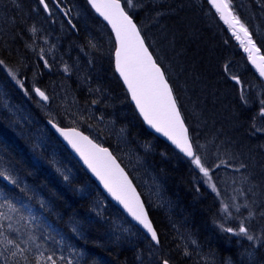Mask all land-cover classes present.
I'll return each instance as SVG.
<instances>
[{
    "label": "trees",
    "instance_id": "1",
    "mask_svg": "<svg viewBox=\"0 0 264 264\" xmlns=\"http://www.w3.org/2000/svg\"><path fill=\"white\" fill-rule=\"evenodd\" d=\"M133 3L135 8L126 10L141 28L154 57L165 69L190 136L204 147L203 152L199 148L198 154L211 160L213 157L215 160L216 155L227 159L231 156L228 161L234 163V169L239 168L241 163L246 165L239 171L231 166L223 171L228 172L227 181L234 187L239 199L250 198L264 213V132L258 130L264 129V117L259 115L261 106L258 103L264 98L253 99V86L264 87L260 77L207 0H133ZM60 5L75 25L70 28L65 18L59 15L67 31L62 32L64 34L61 33L57 41L62 40L68 52L73 53L69 56L74 59L70 60L72 58L66 54L61 56L67 59L73 76H78L67 77L69 82L65 80V83L80 91L83 111L81 114L74 111L73 115L78 117L73 121L59 118L57 123L90 136L87 126L95 127L99 143L109 148L127 171L118 156L120 144L114 140L119 137L133 144L131 152L144 161L157 182L159 188L155 189L159 192L153 193L162 196V204L156 203L153 195H145L137 185L160 243L158 247L154 246L126 220L52 134L46 124L49 118L38 107V100L29 90L30 86H26L28 98L23 93L24 89L22 91L8 80L7 70L20 72L25 83L35 77V84L44 92H49L53 81L51 76L58 80L60 76L66 77L61 74L62 70L61 73L47 70V58L42 59L34 50H29L32 30L53 24L39 0H0V61H3L0 64V161L19 178L21 187L27 186L28 192L25 194L12 185H7L5 190L11 193L9 198H22L30 205L33 214L42 217L51 226L49 232L55 240L62 241L46 240L42 235L44 228L33 229L39 237L37 243H43L49 250L45 255L55 252L54 258L58 261L63 256L65 261H59V264H66L67 259H73V264L77 260L79 264H162L163 259L171 264H209L221 263L228 256L232 264H264V255L259 254L258 257L256 254L257 258L249 260L243 254L242 244L219 226L217 199L200 184L202 177L198 169L145 129L115 74L112 37L86 0H61ZM243 5L246 14H258L248 2ZM257 9L264 10L257 8L256 3ZM70 11L77 15L73 12L72 15ZM240 14L242 21L253 30L250 20ZM99 34H102L103 40L97 39ZM74 60L80 68L75 69ZM23 64L27 66L23 68ZM71 64L75 70L70 69ZM226 66L228 71H225ZM239 67L244 71H239ZM230 68L233 73L229 72ZM232 75L241 79L244 89L252 87V90L249 89V100L253 99L254 104L242 105L241 85L231 80ZM70 78L76 83L73 84ZM31 83L34 84L33 81ZM93 100L98 102L93 104ZM4 102L10 110L4 107ZM63 108L69 109V105ZM230 108L232 112L228 111ZM112 123L117 130L110 137L107 133L111 130L106 129L114 127ZM219 143L222 145L219 146ZM232 148L234 150L229 155ZM58 168L60 171H57ZM61 173L68 175L69 179L65 180ZM6 184L0 179V186ZM40 201L45 204L44 208L40 207ZM16 202L13 199V203ZM248 203L250 205L251 202ZM0 211L8 212V209L0 208ZM11 215L16 218L15 213ZM255 219L262 223L261 219ZM25 223L20 221V226ZM74 228L77 231H73ZM9 235L15 238L16 234ZM26 255L29 260L33 259L35 249Z\"/></svg>",
    "mask_w": 264,
    "mask_h": 264
},
{
    "label": "snow or ice",
    "instance_id": "2",
    "mask_svg": "<svg viewBox=\"0 0 264 264\" xmlns=\"http://www.w3.org/2000/svg\"><path fill=\"white\" fill-rule=\"evenodd\" d=\"M87 2L99 16L111 25L112 31L115 33V68L144 122L155 129L157 133L167 137L184 156L189 158L191 164L198 169L205 178V182L209 183L212 191L215 192L216 186L211 184L212 176L210 174L213 169L198 154L200 145L189 134V129L182 118L177 98L173 94V87L166 76L165 69L150 51L146 36L142 35L141 28L137 26L133 16L126 10L136 6L133 0H124L123 4L121 0H87ZM208 2L232 30L233 36L248 54V60L258 70L259 76L264 78V54H261V49L256 46L248 27L233 13L230 0H208ZM39 4L44 11H50L46 0H39ZM41 58L43 59V57ZM0 64H3V61H0ZM45 66H48L47 61H45ZM65 71H68L67 67H65ZM225 71H228L227 66ZM9 74L15 79L14 73L10 72ZM230 78L236 85H241L240 100L242 104L247 105L249 101L241 79L235 75ZM17 83L23 87L20 81ZM33 91L43 101L49 100V96L40 88H34ZM97 102L96 100L92 101L93 104ZM260 105L259 115L264 117V99L260 100ZM49 123L80 156L106 192L150 236L151 241L159 244L157 230L149 218L144 203L133 187L127 173L120 167L108 148L94 143L92 139L75 128L65 129L51 120ZM258 130L264 131V129ZM225 163L226 161L221 160L216 167ZM245 167L246 165L243 163L239 165V168ZM57 171L60 169L58 168ZM61 174L64 175L65 180L69 179L68 175ZM0 179L7 182L6 185L0 186V208L8 209V212L0 211V261H3V264H22V261L24 264H59V261H65L63 256L59 257V261L55 259V252L45 255V252L49 250L45 248L43 243H37L39 237L34 234L33 229L40 228H44L42 233L44 239L53 240L56 243H62V241L55 240V237L49 232L51 226L47 225L42 217L34 215L30 205L25 203L22 198H9L11 193L5 190L7 185L19 188L25 194H27L28 189L27 186L21 187L19 178L13 175L10 169L5 168L2 161H0ZM13 199H16L17 202L13 203ZM40 207H45L43 201H40ZM228 208V205L224 206L226 216L230 215ZM236 208L239 211V207L236 206ZM25 212L28 213L27 216L24 215ZM11 213L16 214L15 219ZM97 214L99 215V213ZM251 215L252 213L249 212V216ZM4 221H8V223L5 224ZM20 221L26 223L20 226ZM221 228L225 232L243 235L248 241H259L264 246V239L251 234L244 224L239 226L238 231L224 225H221ZM73 231H77V229L74 228ZM9 233H15V238H12ZM22 245L24 246L22 247ZM33 249H35L36 255L29 260L26 254L32 252ZM66 264H73V259H67ZM76 264H79L78 260ZM162 264H170V262L163 259Z\"/></svg>",
    "mask_w": 264,
    "mask_h": 264
},
{
    "label": "rangeland",
    "instance_id": "3",
    "mask_svg": "<svg viewBox=\"0 0 264 264\" xmlns=\"http://www.w3.org/2000/svg\"><path fill=\"white\" fill-rule=\"evenodd\" d=\"M245 1L246 0H230L231 8H235V10H236L235 15L237 17H239L241 19V21H242L243 16L240 13L245 15L244 12L241 10L242 7H245V6H243V3ZM256 1H258V0H256ZM257 8H263L264 9V0H259L257 2ZM49 10H50L49 13L52 14L53 24L52 25L50 24L49 26H46V27H43L40 29L32 30V34H33V36L31 37L32 46L31 45L29 46V50L31 48L32 50H34L37 53V55H39L40 57H43V59L47 58L48 66L47 67L45 66L47 70H50L51 72H55V73L56 72L61 73V70H62L63 72L61 74H64L66 78H63L62 76H60L61 79L58 80L57 77L51 76L53 78L52 79L53 81H51L50 85H52V86H51L49 92L45 91L46 95L49 96L48 104H45V103L42 104V102L40 100H38L37 103H39L38 107L43 112L46 113L47 117L49 116L48 117L49 119L56 121V122L58 121L59 118H61L63 121H66V120L73 121L76 117H78V115H76V116L73 115L74 111L76 112V114H81L83 111L82 110L83 107L81 106L82 101L80 99H78L80 97L79 96L80 91L79 92H77L75 90L73 91V89L70 86H67L65 83V80L69 82V78L67 79V77L73 76L74 74H72V72L69 69H68V71H65V67L68 68L69 65H68V62L66 61L67 59L62 57L61 54H66L69 56V54H73V53L68 52V48L66 45H63L62 40L57 41L60 34L64 31H67V28L63 27V25L61 23V19L58 17H60V16L64 17V16H66V14H65V12H59L58 13L53 7H49ZM251 14L252 15H250V14L245 15L250 20L249 22H251L252 27H253V30L249 28L250 29L249 31L252 32V34L256 35L257 39L261 43V48L264 49V14H261V16L256 14V13H251ZM45 24H42V25H45ZM47 24H49V23L47 22ZM244 24L246 25V23H244ZM246 27H248V26L246 25ZM34 28H36V27H34ZM62 34H64V33H62ZM17 36H19V35H17ZM91 36H92V34H91ZM111 37H112V35H111ZM91 38H93V36ZM97 39L103 40L102 34L97 35ZM112 40H113V38H112ZM25 44H26V42H25ZM83 46L85 47V45H83ZM58 54H60V55L58 56ZM69 57L72 58L73 56H69ZM73 59L74 58H72L70 60H73ZM246 59L248 61V58H246ZM25 66H27V64L26 65L23 64V68ZM74 66H75V69L77 67L80 68V64L76 60H74ZM71 68H72V70L74 69L73 64H71L70 69ZM36 69H37V66H35V70ZM23 70H25V69H23ZM238 70L244 71V69L242 67H239ZM233 71L234 70H232L230 68L229 72L233 73ZM10 72L15 74V79H13L12 75L9 74ZM6 74H7L8 80H11L14 84L18 85L20 87V89H22V91L24 89L23 93L26 95V97H28V94H26L28 92L26 89L27 85L30 86L29 90H31V92L34 94L33 89L37 87V85L35 84V81H36L35 77L32 79V81L34 82V84H32L31 83L32 81L25 83L20 72L15 73V71L7 70ZM73 77H75V76H73ZM77 77H75V78H77ZM70 80L72 81V78H70ZM17 81H20L23 84V87H21L20 84L17 83ZM72 82H73V84L76 83L75 81H72ZM249 88L252 90V87H249ZM253 89L256 92V93L253 92V99L254 100L258 101V98H260V96H262L264 98V87L256 85L255 87L253 86ZM68 90L69 91L71 90L70 93ZM251 90L248 89V90L244 91L248 97V101H249L248 104L249 105L254 104V103H252L253 99L249 100V94L251 93ZM74 92H75V94H74ZM71 95H72V97H70ZM75 95H77V96L75 97ZM87 95H90V94L87 93ZM80 98L82 99V97H80ZM64 100H65V102H64ZM54 102L56 104H53ZM69 102H73V104H70ZM258 103L260 104V102H258ZM3 105H4V107L8 108V110H10V108L8 107L6 102H4ZM68 105H69V109L63 108V107L68 106ZM71 108H72V110H71ZM258 108H259V105H258ZM60 112H61V114H60ZM68 121H66V122H68ZM112 125L114 127H112V128L110 127L108 129H106L107 131L111 130L110 133H107L108 134L107 136H110V137L112 135H114V131L117 130L115 128L114 123H112ZM87 128L89 130V133L91 134V137L95 141L100 142V140L98 139L99 135L97 133L96 128L93 126H87ZM99 138H101V137H99ZM117 139L118 140L115 139L114 141H118V143L120 144L118 156L124 162L128 171L132 174L133 179L136 182V184L141 188L142 192L145 195H149V194L153 195V197H154L153 199L155 200V202L162 204V202H161L162 196L161 195L159 196L158 193H156V195H155V193H153V191L159 192V190L155 189L156 187H158V185H157V182L155 181V179L149 173V171H148L149 168L147 169V167H145L144 161L141 158L137 157L134 152H131L133 144L131 142H127L123 138L117 137ZM200 150L202 152L204 151V147L202 145L200 146ZM127 152H129V154H127ZM204 155H207V154H204ZM221 158H223V159H221ZM205 160H206V164L213 169L212 172L210 173L212 176L211 184H215L216 191L215 192L212 191L210 184L205 182V178H203L202 174H200L198 171V173L202 177L200 179V184L205 189H207V190L209 189L212 192V194H214L215 198L217 199L218 207L220 209V225L219 226L221 227V224H222L225 227H231L234 230L238 231L239 226L241 224H244L249 229L251 234H253L256 237H261L262 239H264V224L259 223L258 220L254 221V218L256 216H258V214L260 216H262V218L264 220V215H261L263 213V211H261L259 208H258V210H256L254 208V210H256V212L254 211L255 212L254 213L252 210L253 202L250 200V198H246L248 201L251 202L250 205H249L247 200L244 201V199L243 200L239 199L238 195L235 193L234 187L227 181V178H229L228 172L223 171L227 166H234V163L228 162L229 159H227L226 157L225 158L221 157L219 155L215 156V160H214V157L212 160L210 158L205 159ZM221 160L226 161V163L221 165L220 167H216V165L220 164ZM152 186L154 188H152ZM244 202L250 207L251 210H249L248 206L245 207L246 204H244ZM225 205L229 206V208H228V211L230 212L229 216L225 215V211H224ZM236 206L239 207V211H237ZM251 211H252L253 215L249 216V212H251ZM254 215H256V216L253 217ZM249 221H251V222H249ZM253 222H254V224L256 223L254 229H253L254 225H252ZM248 223H251V224H248ZM257 224L259 225L258 228H256ZM230 234L233 237H235L237 242H240L242 244L243 248L245 247L244 248L245 250H243V254L246 257H248V259H250V257L253 258L256 254L258 255V257H259V254L264 255V246H262L261 242H259V241H248L245 236L236 235L235 232L230 233ZM247 245H248V247H247ZM241 255H242V253H241ZM257 255H256V258H257ZM230 257H232V256L230 255ZM209 264H232V263L229 260V256H228V258L221 261V263L218 262V263H209Z\"/></svg>",
    "mask_w": 264,
    "mask_h": 264
},
{
    "label": "water",
    "instance_id": "4",
    "mask_svg": "<svg viewBox=\"0 0 264 264\" xmlns=\"http://www.w3.org/2000/svg\"><path fill=\"white\" fill-rule=\"evenodd\" d=\"M90 6V5H89ZM90 8H91V6H90ZM92 9V8H91ZM93 11H94V13L99 17V19L102 21V22H104L109 28H110V30H111V32H112V34H113V36H114V39H115V33L112 31V28H111V25H109L108 23H107V21H105L104 19H103V17H101V16H99V14L98 13H96L95 12V10L94 9H92ZM231 34H232V31H231ZM233 35V34H232ZM238 43H240L239 41H237ZM244 53H246L245 51H244ZM247 54V53H246ZM250 64H251V62H250ZM114 66H115V55H114ZM251 66L253 67V68H255V66L254 65H252L251 64ZM255 70L258 72V70L255 68ZM115 72H116V74H117V76L119 77V79H120V81L122 82V84H123V86H124V88L126 89V91H127V87H126V85L123 83V80H122V78H120V76H119V73L116 71V68H115ZM264 79V78H263ZM128 93V92H127ZM129 94V93H128ZM38 96V95H37ZM39 97V96H38ZM129 97H130V94H129ZM40 98V97H39ZM41 99V98H40ZM42 100V99H41ZM44 103L46 102V101H43ZM130 102H131V104L134 106V108H135V110H136V112L138 113V115H139V117H140V119L142 120V122L144 123V125H145V127H146V129L151 133V134H153L154 136H156V137H158L159 139H161L162 141H164L165 143H167L170 147H172L176 152H178L180 155H182L185 159H187V160H189V158H187L186 156H184V154L183 153H181L172 143H171V141H169L168 139H167V137H165V136H163L162 134H160V133H157L156 131H155V129H153V128H151L149 125H147L145 122H144V120H143V117L142 116H140V114H139V112H138V110L136 109V107H135V104H134V102L131 100V97H130ZM50 121V120H49ZM49 121H47V124H48V126H49V128L52 130V132L57 136V138L66 146V147H68L70 150H71V152H72V154H73V156L78 160V162L80 163V165L86 170V172L90 175V177L95 181V183L97 184V186L104 192V194L106 195V197L116 206V207H118L122 212H123V214L136 226V227H138L150 240H151V238H150V236L135 222V221H133L132 220V218L127 214V212L126 211H124V209L122 208V206L118 203V202H116L107 192H106V190L103 188V185L99 182V180L91 173V171L87 168V166L84 164V162H83V160L80 158V156L71 148V146L70 145H68V143H67V141H65L64 140V138L62 137V136H60V134L56 131V129L55 128H53V126H52V124H50L49 123ZM54 123V122H53ZM56 124V123H55ZM186 125V124H185ZM60 127V126H59ZM81 132V131H80ZM84 134V133H83ZM85 135V134H84ZM87 136V135H86ZM91 139V138H90ZM94 143H96L95 141H93ZM109 150V149H108ZM110 151V150H109ZM111 152V151H110ZM112 153V152H111ZM114 156V155H113ZM117 160V159H116ZM117 163L120 165V167L121 168H123L122 166H121V164L118 162V160H117ZM126 172V171H125ZM128 175V174H127ZM128 177H129V175H128ZM129 179H130V177H129ZM131 180V179H130ZM133 187L136 189V187L134 186V184H133ZM136 192H137V194L140 196V194L138 193V191H137V189H136ZM140 199L142 200V198H141V196H140ZM142 202H143V200H142ZM150 218V217H149ZM156 246H158L159 244H156L154 241H152Z\"/></svg>",
    "mask_w": 264,
    "mask_h": 264
},
{
    "label": "bare ground",
    "instance_id": "5",
    "mask_svg": "<svg viewBox=\"0 0 264 264\" xmlns=\"http://www.w3.org/2000/svg\"><path fill=\"white\" fill-rule=\"evenodd\" d=\"M10 1H14V0H10ZM69 1H70V0H69ZM73 1H74V0H73ZM258 1H259V0H258ZM46 2L48 3L49 7L53 5V0H48V1L46 0ZM80 2H81V1H80ZM245 2H248V3L251 5L250 8H251L252 10H254L255 12H257L260 16H261V14H264V10H262V9H257V10H256V3H257L256 0H246ZM245 2H244V3H245ZM65 3H66V2H65ZM76 3H78V2H76ZM68 4H69V3H68ZM72 4H75V3L72 2ZM78 4H79V3H78ZM80 5H81V4H80ZM243 6H244V5H243ZM41 7H42V6H41ZM73 7H74V5H73ZM77 7H78V6H77ZM77 7H76L75 9H78ZM79 7H80V6H79ZM81 8H82V6H81ZM42 9H43V7H42ZM67 9H68V7H67ZM70 9L72 10V7H71ZM82 9H83V8H82ZM244 9H245V7H242V11H243ZM43 11H44V9H43ZM78 11H79V9H78ZM70 12H71V11H70ZM72 12H73V11H72ZM72 12H71L72 15H74V14L76 13V12H75V13L73 12V13H74V14H73ZM80 12H81V11H80ZM82 12H83V11H82ZM243 12H244V11H243ZM44 13L47 15V17L52 18V14H50L49 12L47 13V12L44 11ZM82 14H83V13H82ZM244 14L246 15L245 12H244ZM76 15H77V13H76ZM83 15H84V14H83ZM76 17H77V16H76ZM84 17H85V16H84ZM58 18H60V17H58ZM67 18L70 20V17H69L68 15H67ZM60 19H61V18H60ZM79 19H80V18H79ZM52 20H53V19H52ZM68 25L70 26V28L73 29V24L68 23ZM93 27H94V26H93ZM95 27H96V26H95ZM95 27H94V28H95ZM97 29H98V28H97ZM95 30H96V29H95ZM95 30H94V31H95ZM97 31H100V29L97 30ZM95 32H96V31H95ZM259 43H260V42H259ZM259 48L261 49V54H264V49L261 48V43H260ZM114 55H115V48H114V52H113V60H114ZM169 61H171V60H169ZM114 68H115V66H114ZM80 76H81V75H80ZM98 77H99V76H98ZM260 79H261V81H262L263 84H264V79H263L262 77H261ZM57 88H58V87H57ZM243 88H244V87H243ZM248 89H250V88H246V89H244V91H245V90H248ZM59 90H60V89H59ZM59 90H58V91H59ZM63 90H64V89H63ZM74 90H75V89H73V91H74ZM58 91H57V92H58ZM68 91H69V90H68ZM70 91H71V90H70ZM70 91H69V93H70ZM77 92H78V91H77ZM77 92H76V93H77ZM53 94H54V93H53ZM74 94H75V92H74ZM77 94H78V93H77ZM240 94H241V93H240ZM58 95H59V94H58ZM54 96H55V95H54ZM56 96H57V95H56ZM61 96H62V95H61ZM73 96H74V95H73ZM76 96H77V95H75V97H76ZM70 97H72V95H71ZM236 97H238V96H236ZM54 98H55V97H54ZM232 98H233V97H232ZM60 99H61V98H60ZM64 99H65V98H64ZM78 99H79V98H78ZM56 100H57V99H56ZM69 100H70V99H69ZM233 100H234V99H233ZM236 100L238 101V99H236ZM60 101H61V100H60ZM62 101H63V100H62ZM70 101H71V100H70ZM240 101H241V100H240ZM240 101H239V102H240ZM64 102H65V100H64ZM64 102H63V103H64ZM74 102H75V101H74ZM236 103H237V102H236ZM53 104H56V103L54 102ZM238 105H239V104H238ZM242 105H244V104H242ZM72 106H73V105H72ZM81 106H82V105H81ZM73 107H74V106H73ZM178 107L180 108L179 105H178ZM242 107H243V106H242ZM79 108H80V107H79ZM203 108H204V107H203ZM80 109H81V108H80ZM71 110H72V108H71ZM82 110H83V109H82ZM180 110H181V109H180ZM201 110H202V109H201ZM232 110H233V109H232ZM236 110H237V109H236ZM79 111H80V110H79ZM226 111H227V109H226ZM228 111H231V108H230V110H228ZM228 111H227V113H228ZM231 112H232V111H231ZM234 113H235V112H234ZM236 113H237V112H236ZM137 114H138V113H137ZM197 114H198V113H197ZM231 114H232V113H231ZM181 115H182V117H183V119H184V116H183V114H182V111H181ZM229 115H230V113H229ZM233 115H234V114H233ZM236 115H237V114H236ZM46 116H47V115H46ZM66 116H67V115H66ZM48 117H49V116H48ZM48 117H47V118H48ZM233 117H234V116H233ZM242 117H243V116H242ZM199 118H200V117H199ZM252 118H253V117H252ZM233 119H234V118H233ZM242 119H243V118H242ZM236 120H237V119H236ZM239 120H240V119H239ZM248 120H249V119H248ZM184 121H185V119H184ZM249 121H250V120H249ZM255 121H256V120H255ZM237 122H238V121H237ZM250 122H251V121H250ZM185 123H186V122H185ZM200 123H201V122H200ZM247 123L249 124V122H247ZM256 123H257V122H256ZM201 124H203V123H201ZM186 125H187V124H186ZM243 125H244V124H243ZM250 125H251V124H250ZM258 125H259V124H258ZM197 126H199V125H197ZM241 126H242V125H241ZM253 126H254V125H253ZM253 126H251V127H253ZM187 127H188V126H187ZM258 128H259V127H258ZM49 129H50V128H49ZM196 129H197V128H196ZM251 129H252V128H251ZM50 130H51V129H50ZM202 130H203V129H202ZM245 130H246V129H245ZM249 130H250V129H249ZM200 131H201V130H200ZM247 131H248V128H247ZM252 131H253V130H252ZM51 132H52V130H51ZM206 132H207V131H206ZM263 132H264V131H263ZM263 132H262V133H263ZM250 133H251V132H250ZM258 133H259V132H258ZM258 133H257V134H258ZM211 134H212V133H211ZM204 137H205V136H204ZM250 137H251V136H250ZM250 137H249L248 139H250ZM260 137H261V135H260ZM206 138H207V135H206ZM254 139H255V138H254ZM254 139H253V140H254ZM258 139H259V138H258ZM246 140H247V139H246ZM253 140H252V141H253ZM255 140H256V139H255ZM260 140H261V139H260ZM228 141H229V140H228ZM250 141H251V140H250ZM257 141H258V140H257ZM257 141H256V142H257ZM248 142H249V141H248ZM260 142H261V141H260ZM220 143H221V142H220ZM220 143H219V146L222 145V144H220ZM235 143H236V142H235ZM246 143H247V142H246ZM257 143H258V142H257ZM224 144H225V143H224ZM229 144L231 145V143H229ZM237 144H238V142H237ZM244 144H245V143H244ZM254 144H255V143H254ZM254 144H253V145H254ZM63 145H64V144H63ZM263 145H264V144H263ZM64 146H65V145H64ZM217 146H218V144H217ZM217 146H216V147H217ZM219 146H218V147H219ZM231 146H232V145H231ZM231 146H230V147H231ZM233 146H234V145H233ZM258 146H259V145H258ZM235 147H238V146H235ZM250 147H251V145H250ZM254 147H255V146H253V149H254ZM260 147H261V146H260ZM263 147H264V146H263ZM65 148H66V149L71 153V155L73 156L71 150H70L68 147H66V146H65ZM220 148H221V147H220ZM224 148H225V146H224ZM226 148H227V147H226ZM256 148H257V145H256ZM216 149H218V148H216ZM238 149H239V147H238ZM228 150H229V149H228ZM232 150H234V149L232 148L230 152L228 151V152H229V155H230V153L232 152ZM259 150H260V149H259ZM259 150H256V151L258 152ZM222 152H223V151H222ZM233 152H234V151H233ZM250 152H251V151H249V153H250ZM262 152L264 153L263 150H262ZM217 153H220V152L217 151ZM225 153H226V152H225ZM225 153H223V154H225ZM254 153H256V152H254ZM254 153H252V154H254ZM231 154H232V153H231ZM233 154H234V153H233ZM247 154H248V153H247ZM227 155H228V153H227ZM234 155L236 156V154H234ZM234 155H233V156H234ZM240 155H241V154H240ZM256 155H257V154H256ZM258 155H259V154H258ZM233 156H232V157H233ZM73 157H74V156H73ZM230 157H231V156H229V158H230ZM254 157H255V156H254ZM74 158H75V157H74ZM224 158H225V157H224ZM229 158H228V159H229ZM242 158H243V157H242ZM259 158H260V157H259ZM262 159H263V157H262ZM75 160L78 162V160H77L76 158H75ZM225 160H226V159H225ZM232 161H233V160H232ZM257 161H258V160H257ZM228 162H229V161H228ZM233 162H234V161H233ZM249 162H250V161H249ZM78 163H79V162H78ZM79 164H80V163H79ZM262 165H263V164H262ZM247 166H248V164H247ZM231 168L234 169V166H231ZM237 169H238V168H237ZM237 169H234V170L237 171ZM239 169H240V168H239ZM248 173H250V172H248ZM255 173H256V172H255ZM263 173H264V172H263ZM245 200H246V199H244V201H245ZM254 201H255V200H254ZM262 202H263V201H262ZM258 203H260V202H257V204H258ZM111 204H112V203H111ZM112 205H113V204H112ZM113 206H114V205H113ZM114 207H115V206H114ZM261 207H262V206H261ZM254 208H255L256 210H258L259 205H258V207H257V206L254 205V203H253V204H252V210H253V212H254V211L256 212V210H254ZM249 210H251L250 207H249ZM259 211H260V210H259ZM255 212H254V213H255ZM251 213H252V211H251ZM244 214H245V213H244ZM246 214H247V213H246ZM252 215H253V214H252ZM255 216H256V215H254L253 217H255ZM256 218L261 219V221H262V223H263L264 220H263L262 216H260V215L258 214V216H256ZM250 219H251V218H250ZM255 220H256V219H255ZM255 220H254V221H255ZM249 222H251V221H249ZM248 224H251V223H248ZM263 224H264V223H263ZM252 225H254V226H253V229H254L256 223L254 224V222H253ZM258 226H259V225L257 224V227H256V228H258ZM262 226H263V225H262ZM250 227H251V226H250ZM251 228H252V227H251ZM158 246H159V245H158ZM158 246H156V247H158ZM247 247H248V245H247ZM244 248H245V247H244ZM244 248H243V249H244ZM246 249H247V248H246ZM244 250H245V249H244ZM247 250H248V249H247ZM237 254H238V253H237ZM254 257H256V255H255ZM254 257H253V258L250 257L249 260H253V259H255ZM238 258H239V257H238Z\"/></svg>",
    "mask_w": 264,
    "mask_h": 264
}]
</instances>
